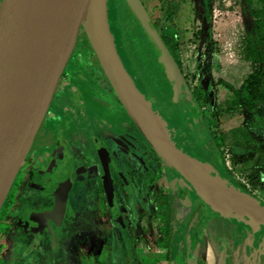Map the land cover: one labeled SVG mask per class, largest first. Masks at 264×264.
I'll return each mask as SVG.
<instances>
[{"label":"rangeland","instance_id":"obj_1","mask_svg":"<svg viewBox=\"0 0 264 264\" xmlns=\"http://www.w3.org/2000/svg\"><path fill=\"white\" fill-rule=\"evenodd\" d=\"M142 2L157 30L154 23L161 14L157 10L161 0ZM193 2L197 10L204 11V0ZM250 3L246 0H213L211 19L207 20L203 12L193 25H185L187 33L178 23L176 30L167 29V34L176 32L179 41L170 52L177 67V80L127 0H107V19L130 75L156 115L168 127L175 145L202 167L206 165L211 172L230 180L232 186L239 187L241 192L261 205L264 204V128L259 121H264V83L254 87V90L263 92L262 98L250 94L244 86L252 74L264 71V57L259 62L245 59L247 32L254 27L249 8L264 13V0H250ZM1 6L0 0V9ZM93 57L88 40L80 32L69 70H85ZM97 61L96 58L93 62L97 64ZM106 88L109 89L108 83ZM108 98L111 99L109 94L101 101ZM113 100L112 107L109 102L104 103L107 107L103 108L109 109L106 112L117 109L122 112L118 98L115 96ZM243 102L249 106L245 107ZM104 133L108 132L105 130ZM134 135L131 140L133 152L131 147H126L129 154L116 155L113 148L115 171L118 172L112 177L115 181L110 184L111 179L103 172L86 181L87 186L79 178L65 218L52 215L56 221H49L51 208L41 213L44 226L38 228L42 236L38 246L39 264H102L100 260L106 256L101 252H107L109 248L118 250L122 258L112 254L113 257L106 259L104 264H113L115 260L118 264L119 259L120 264H127L130 253L134 264H144L137 263L139 259H145V264H160L163 261L159 262L157 258L164 256L168 258L164 264H198L202 260L196 261L194 254L200 247L205 253L209 247L215 251L219 246L222 253L234 251L226 264H264V255L259 258L260 249H264V230L255 231L260 225L230 212H216L218 217L213 222L189 215L190 207L179 201L161 159L139 131ZM117 150L122 151V148L118 146ZM126 157L131 168L125 166ZM84 160L78 157L79 164L86 162L88 168ZM19 184L13 183L10 188L4 206L5 216L8 212L15 213L20 202L33 199L31 187L16 196L21 187ZM97 200H101V210H105L104 222L77 221L75 213L82 210L84 203H88L87 208L91 209L93 204L90 203ZM107 201L109 204L111 201V207ZM95 217L93 215L90 219ZM4 219L6 217L1 223L6 222ZM233 224L235 229L231 228ZM231 231L233 241H223L215 236L216 233L228 237ZM165 234V242L171 251L166 255L162 248L151 250L149 247L157 243V237L163 240ZM11 241L1 235L0 244L9 247ZM4 246L0 249V257L6 252ZM198 255H202L201 252Z\"/></svg>","mask_w":264,"mask_h":264},{"label":"water","instance_id":"obj_2","mask_svg":"<svg viewBox=\"0 0 264 264\" xmlns=\"http://www.w3.org/2000/svg\"><path fill=\"white\" fill-rule=\"evenodd\" d=\"M51 0H4L0 9V209L46 116L59 79L82 32L115 96L164 165L215 212L244 216L264 226V206L189 158L140 92L122 60L107 19V0H69L51 12ZM177 80V67L141 0H127ZM66 161L56 210L65 208L71 186ZM172 186L174 181L170 178ZM60 196V199H59ZM183 204L188 196H182ZM54 210V213L56 212Z\"/></svg>","mask_w":264,"mask_h":264},{"label":"flooded vegetation","instance_id":"obj_3","mask_svg":"<svg viewBox=\"0 0 264 264\" xmlns=\"http://www.w3.org/2000/svg\"><path fill=\"white\" fill-rule=\"evenodd\" d=\"M79 35L77 42L79 41ZM92 60H96L95 54ZM93 61L85 70L78 72L69 70L70 60L67 63L59 79L46 116L26 155V164L24 163L22 165L14 180L15 182H13L14 184L20 183L19 185H21L16 196H20L31 187L33 189L32 201L26 203L20 202L15 213L10 214L8 212V216H5L6 208L4 206L7 200L6 197L0 209V241L1 235L2 237H8L7 234L4 233V229L13 231L11 234L17 232L20 234L22 233L25 242L24 245L35 250L37 262H39L38 246L42 241L41 232L39 233L38 228L39 226H44L42 225L44 221L40 216L41 213H45L51 208L49 221H56V219L51 218L52 215L64 216L65 218L66 213L70 209L73 194L76 189V182L79 178L83 179L85 186H87L86 181L103 172L106 178L111 179V184L115 181V179H113L115 174H118V172L115 171V161H113L114 156L112 154L114 150L116 155L119 153L129 154V152L126 151V147H131V151H134V145L131 140L134 139V134L138 130L126 114L124 108H122V112L118 109L113 110L114 112L111 110L106 112V110L109 109L103 108L107 107L103 105L104 103L110 102V106L115 104L113 100L115 94L99 62L97 61V64H95L96 62ZM89 67L92 68V70H90ZM96 67H99V69H94ZM107 83L109 89L106 88ZM104 91L106 94L103 93ZM107 94H109L111 99L108 98L105 101H101L103 97L106 96L107 98ZM99 103L101 105H99ZM259 124L264 128L263 120H260ZM105 130L108 133H104ZM180 141H182V139ZM118 146L122 148V151L118 152ZM141 146L144 148L143 145ZM80 156L81 159L87 161L88 168L85 167L86 162H83V165L79 164L78 157ZM69 159L72 161L70 171L71 186L68 191L64 210H56L58 202L57 192L61 187L62 172L66 161ZM125 161L126 168H129L132 164H130L128 157H126ZM160 162L162 161L160 160ZM161 165L166 167L163 162ZM116 167L118 169V163ZM165 169L168 170L169 178L172 177L174 181V186L172 187L176 189V195L181 204H183L181 199L182 196L184 194L188 196L187 202L183 205L190 207L189 215L197 216L199 219L208 218V222H213V220L218 217V214L204 203L196 195L195 191L189 188L186 181L177 175L171 168L166 167ZM227 181L229 183L231 182L230 180ZM168 189L170 190L169 187ZM10 191L11 189L8 195H10ZM97 191H99V189ZM111 201L110 204L109 201H107L109 207L112 205ZM100 202L101 200H97V202L93 201L90 203L93 204V209L87 208L88 203H84L82 210L79 213H75L76 220L82 221L83 219L86 222H89V220L94 222L95 218L101 220V215L102 220H104L105 210H101L103 205ZM261 205L264 206V204ZM54 210H56L55 213ZM194 213L197 215H194ZM93 215L96 217L90 219ZM4 217H6V219H4L6 222L1 223ZM235 225L238 224L235 223ZM235 225H231V228L233 227L235 229ZM227 226H229V224H227ZM261 230H264V226L262 225L255 231L259 232ZM10 231L7 232L9 233ZM64 234L65 232L63 231L62 235ZM232 234L233 232L231 231L230 236H228V238H230L229 241L234 240ZM3 246V244H0V249L3 248ZM262 254L264 255V249H260L259 258Z\"/></svg>","mask_w":264,"mask_h":264},{"label":"trees","instance_id":"obj_4","mask_svg":"<svg viewBox=\"0 0 264 264\" xmlns=\"http://www.w3.org/2000/svg\"><path fill=\"white\" fill-rule=\"evenodd\" d=\"M4 0H1L3 2ZM142 2V0H141ZM248 4L250 0H246ZM143 3V2H142ZM206 17L207 19H211V14L213 10V0H206ZM145 11L147 12L146 6L143 4ZM155 8H157L155 6ZM161 14L160 17L156 20V25L159 31V36L161 41L166 45L168 50L171 52L172 48H176L179 44L177 40V34L174 32L173 34H167V29L177 28V25L180 24L187 33L186 24L193 25V20L195 16V10L193 7V3L191 0H161L160 6L157 9ZM249 11L252 13L254 17V27L247 32V39L245 41V50H246V60L259 62L263 60L264 57V13L261 11L255 12L252 8H249ZM187 22V23H186ZM178 23V24H177ZM156 30V31H157ZM198 34L196 35V38ZM262 48V50H261ZM261 51V52H260ZM264 83V71L263 72H255L252 74L247 80L244 89H248L250 94H255L256 97L262 98L263 92L254 90V87L257 85H261ZM249 102V99L246 100ZM245 107H248L249 104L246 105L243 102ZM242 103V104H243Z\"/></svg>","mask_w":264,"mask_h":264},{"label":"crops","instance_id":"obj_5","mask_svg":"<svg viewBox=\"0 0 264 264\" xmlns=\"http://www.w3.org/2000/svg\"><path fill=\"white\" fill-rule=\"evenodd\" d=\"M191 1L193 3V7H194V10H195V16H194L193 24L195 23V20L201 18V13H203V12H204V15H205L204 17L207 19V17H206V5H205L206 0H204V3H203L204 11L203 10L199 11V8L197 10L193 0H191ZM196 5H197V2H196ZM199 37H200V35H199ZM233 187H235V186H233ZM238 189L240 190L239 187H238ZM246 195H247V193H246ZM249 197L252 198L251 196H249ZM252 199H254V198H252ZM232 215L233 216H238V215H236L234 213H232ZM103 221L104 220H102V215H101V220H98V218H95L94 222L95 223H103ZM4 230H5L4 233L7 234L8 238H10L12 241L10 242L11 245L9 247H7L6 252L2 253V255L4 257L3 256L0 257V264H39V262H37V259L35 257V250H33V249L29 248L28 246L24 245L25 242L23 240L22 233L20 234V233L17 232V233L11 234L13 231L6 230V229H4ZM7 231H10V232L8 233ZM215 236L218 237L219 239H222L223 241H227L228 242L230 240V238L223 237V236H218L216 233H215ZM166 239H167V235H166L165 239H163L164 241L162 240V238L160 236H158L157 237V240H158L157 243L155 245H152L149 248L151 250L152 249L154 250V249L162 248L164 250L163 253H165L167 255L168 251H171V249H170L169 246L167 247V244L165 242ZM212 241L215 242L213 240V238H212ZM124 249H126V248H124ZM223 250H225V249H223ZM104 251L105 250H102L101 253H102V255H105L106 257L105 258H101L100 262L102 264L105 263L106 259H108V258L110 259V256L113 257L112 254H117L115 256L116 257H120V254H119L118 250L117 251H112V248H109V250L107 252L106 251L104 252ZM191 251H192L191 253L194 254L193 249ZM130 252H131V250H130ZM200 252H201L202 255H198ZM233 252H231L230 250H227V251L225 250V252L222 253V249L219 246L218 250H215V251H213V249L209 247L206 250V252L204 253V248L200 247V250L199 251L197 250L195 252L196 254H194V257H195L196 261L202 260V262H198V264H226V261L230 259L232 254H234ZM130 254L126 258L127 259V264H134V259L132 260V258L130 257ZM124 255H126V254H124ZM120 258H122V256ZM119 261H120V259L118 260V264H120ZM157 261H159V262L163 261L162 263L160 262V264H164V263H167L168 258L166 256H164L163 258L158 257ZM139 262H142V263L145 264V259H139L137 263H139ZM109 263H110V261H109ZM113 264H117L116 260L114 261Z\"/></svg>","mask_w":264,"mask_h":264},{"label":"bare ground","instance_id":"obj_6","mask_svg":"<svg viewBox=\"0 0 264 264\" xmlns=\"http://www.w3.org/2000/svg\"><path fill=\"white\" fill-rule=\"evenodd\" d=\"M68 2L69 0H51V12H53L54 14L61 12Z\"/></svg>","mask_w":264,"mask_h":264}]
</instances>
